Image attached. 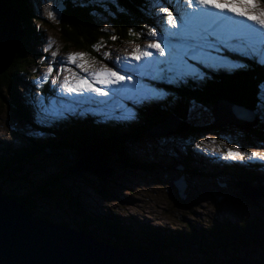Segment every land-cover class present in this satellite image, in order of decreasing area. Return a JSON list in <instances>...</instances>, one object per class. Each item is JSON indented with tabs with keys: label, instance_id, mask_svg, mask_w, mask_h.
I'll return each instance as SVG.
<instances>
[{
	"label": "rangeland",
	"instance_id": "1",
	"mask_svg": "<svg viewBox=\"0 0 264 264\" xmlns=\"http://www.w3.org/2000/svg\"><path fill=\"white\" fill-rule=\"evenodd\" d=\"M66 1L27 2L34 17L30 19V26L37 39L32 35L28 46L21 47V56L27 62V67L25 73L18 74L17 93L18 100L28 110L31 120L28 122L11 109L5 101L9 99L8 94L3 90L5 100L0 97V157L30 147L32 140L49 142L52 135L41 132L39 127L48 128L54 120H64L68 116L79 119L87 116L91 121L103 124H136L141 122L139 109L147 104L167 102L168 109H172L173 95L167 87H189L191 80L201 84L213 75L232 73L245 66L240 57L230 61L228 53L236 57L239 54L255 57L264 64V55L259 51L253 54L246 40L230 38L225 27L217 29L219 39L210 36L207 44L195 54L188 51L185 55L180 38L170 37L178 53L177 61L170 64L167 55L160 56L155 49L147 47L151 43H161V47H164L161 37L165 34V28L177 31L170 28L167 14L160 11L161 7L168 8L167 1L163 0L147 1L151 4V15L155 17L158 28L154 31L141 30L137 43L133 39H114L110 7L118 8L117 2L100 0V8L107 13L97 12L95 17L111 40L105 41L94 55H90L66 44L60 37L57 10ZM70 1L82 4L85 0ZM259 6L264 8L262 2ZM49 11L53 12L55 19L48 18ZM178 11L191 12L193 8L181 2L178 10L172 12L179 26ZM150 32H155L156 36ZM139 51L153 52V56L141 57L137 61L134 57ZM53 52H56L55 57L52 56ZM69 53H83L84 56L77 58L75 63H69L66 60ZM154 60L164 63L150 65L149 62ZM49 67L52 72L45 80L43 77ZM137 68L139 71L135 70ZM107 69L119 71L120 75H131L132 80L112 85L93 82L94 73ZM65 77L69 82L84 78L108 95L100 96L90 91L64 93L59 84ZM40 97L44 98L43 108ZM260 99L257 116L260 119L259 126H264V85ZM188 123L200 131L168 137H154L146 133L136 142L125 143L127 161L119 154L108 157V167L113 170L111 176L100 178L92 172L72 174L71 169L86 154L78 157L67 151L47 149L31 161L5 173L0 180V188L7 195L30 198L40 218H48L58 224L66 223L77 230L83 218L81 211L94 217L115 216L135 228L143 226L170 232H185L225 221L239 223L246 217L257 215L264 207V198L258 203L244 198L238 188L237 178L229 175V170L237 165L264 174V161L247 158L251 152H264V139L236 127L216 128L212 109L198 104L192 107ZM259 126L258 129H261ZM201 141L204 143L201 144ZM237 149L245 153V158H223L227 151ZM187 162L200 172L186 171L188 188L186 200H182L174 182L181 179L184 172L180 169L185 168ZM50 179L60 180L63 190L48 187L52 182ZM254 186H264V183H254ZM102 190L105 195L101 193ZM167 254L178 261L203 264V254L197 248L173 249ZM259 254L263 255L262 249L256 247L237 252L238 257H246L247 261L258 260ZM214 258L219 260L222 255L216 253Z\"/></svg>",
	"mask_w": 264,
	"mask_h": 264
},
{
	"label": "trees",
	"instance_id": "2",
	"mask_svg": "<svg viewBox=\"0 0 264 264\" xmlns=\"http://www.w3.org/2000/svg\"><path fill=\"white\" fill-rule=\"evenodd\" d=\"M21 16L22 25L25 29V39L22 47L29 44V38L34 36V30L30 26V19L34 18L32 11L27 5L29 0H8ZM100 0H85L75 4L70 0L62 6L65 8L59 21V33L61 39L68 45L94 55L97 48L104 45L105 41L111 40V36L99 25L95 14L107 12L100 8ZM148 0H116L118 8L111 6L112 29L115 40H134L137 43L141 30L154 31L158 28L156 19L151 15V4ZM167 1L169 11L178 10L176 0ZM264 6V0H261ZM120 11H119V10ZM36 39V36H34ZM31 39V38H30ZM231 61L243 59L244 65L232 73L213 75L203 83L198 84L191 80L189 87H167L172 93V109H168L167 102L163 104H147L138 111L141 122L130 123H95L87 116L72 117L64 120H54L48 128L39 127L41 132L52 135L49 142L32 140L30 147L18 149L6 157H0V180L10 170L20 167L24 162H29L47 149L52 151H67L78 157L83 156L84 149L90 145H97L108 157L112 154L123 155L126 159L125 143L136 142L146 133L164 123L173 113L188 122V117L194 105H202L211 108L220 100L244 106L253 110L256 114L260 104L262 87L264 85V64L255 57L245 55L228 54ZM240 57V58H238ZM27 62L23 60L19 52L13 66L0 77V97L5 100L3 90L8 94L7 104L21 117L29 122L31 117L28 110L18 100L17 85L19 73H25ZM100 122V121H98ZM255 133L249 134L264 139V126H259ZM214 129V126H212ZM200 131L192 126L190 134ZM190 163V161H188ZM185 164L187 172L199 173L200 170L193 168L189 163ZM138 166H141L138 164ZM228 172H224V174ZM229 175L238 180H248L256 184L264 183V174H258L253 168L244 169L235 165L230 168ZM52 180V179H50ZM60 181V180H59ZM53 179L48 187L60 191V183ZM1 189V188H0ZM103 195L104 192H101ZM13 200L25 202L26 207L32 214H36V205L27 197H15ZM70 198V197H69ZM81 211V210H80ZM83 215L80 229L86 230L97 238L119 247H143L154 249L166 264H190L178 261L167 251L179 250L180 248L196 249L203 254V264H240L247 261L246 257H238L237 252L241 249L256 247L262 249L263 255L259 254L258 262H264V207L257 215L244 218L239 223L220 222L212 226L189 229L188 231H166L151 227L127 225L115 216H89ZM39 217V216H38ZM46 220H49L46 218ZM60 225H67L60 223ZM190 228V227H189ZM219 253L222 258L216 259L214 255Z\"/></svg>",
	"mask_w": 264,
	"mask_h": 264
},
{
	"label": "water",
	"instance_id": "3",
	"mask_svg": "<svg viewBox=\"0 0 264 264\" xmlns=\"http://www.w3.org/2000/svg\"><path fill=\"white\" fill-rule=\"evenodd\" d=\"M64 7L57 13L62 16ZM25 37L20 13L8 0H0V77L14 64ZM215 127H236L249 134L260 125L257 114L244 106L228 100H220L212 107ZM192 125L171 114L162 125L148 135L168 137L190 133ZM84 159L71 169L72 174L92 172L103 178L111 176L108 155L97 145L84 149ZM93 158L90 161L88 159ZM184 174L174 182L182 200H186L188 180ZM238 188L247 200L258 203L264 198V186H254L246 180H238ZM0 264H166L154 249L143 247H119L95 238L87 231L59 225L40 218L26 207V203L13 200L0 190ZM240 264H264L245 261Z\"/></svg>",
	"mask_w": 264,
	"mask_h": 264
},
{
	"label": "snow or ice",
	"instance_id": "4",
	"mask_svg": "<svg viewBox=\"0 0 264 264\" xmlns=\"http://www.w3.org/2000/svg\"><path fill=\"white\" fill-rule=\"evenodd\" d=\"M181 2L186 4L189 8H193V11H178V18L180 21L178 26L177 17H174L167 7H161L160 11L167 14V24L170 28L177 29V31L172 32L167 28L164 29L165 34L161 37L164 47H161V43H151L147 46L148 48L155 49L160 56L167 55L170 58L168 61L170 64L175 63L178 58V53L176 51L177 46L171 42L169 39L170 37L180 38L183 42L185 55H187L188 51L195 54L207 44L210 36H217L219 39L217 29L222 27L227 28L230 33V38L246 40L247 46L251 49L253 54L259 51L261 55H264V8L259 6L261 0H176L177 7H179ZM237 17L239 19H236ZM48 18L55 19L52 11L48 12ZM150 34L156 36L155 32H150ZM165 49H167V52ZM52 56L55 57L56 52H53ZM83 56V53H69L66 60L69 63H75L77 58H83ZM152 56L153 52L139 51V54L136 55L134 59L138 61L141 57L147 58ZM118 62L119 58H117V63ZM162 63H164V61L154 60L149 62L150 65ZM77 67H82V65H77ZM135 70L139 71V68ZM51 72L52 68L49 67L43 79L47 80ZM126 80L131 81L132 76L120 75L119 71H112L111 69L93 74V82L99 84H122ZM93 82L84 78L69 82L68 78L65 77L64 81L59 84V88L64 93L68 94H79L90 91L100 96L108 95L102 88L94 87ZM53 83H55V81H53ZM43 99V97L39 98L41 108H43ZM203 143L204 142L201 141V144ZM223 158H245V153L239 151V149L235 151L229 150L224 154ZM247 158H255L264 161V152H251L248 154Z\"/></svg>",
	"mask_w": 264,
	"mask_h": 264
},
{
	"label": "bare ground",
	"instance_id": "5",
	"mask_svg": "<svg viewBox=\"0 0 264 264\" xmlns=\"http://www.w3.org/2000/svg\"><path fill=\"white\" fill-rule=\"evenodd\" d=\"M36 39H37V37H36ZM1 190V189H0ZM58 224V223H57ZM60 225V224H59ZM67 226H69L68 224H67ZM71 227V226H70ZM81 231H86V230H83V229H81ZM88 232V231H87ZM90 233V232H89ZM91 234V233H90ZM93 235V234H92ZM95 238H97L95 235H93ZM97 239H100V238H97ZM115 247H116V245H114Z\"/></svg>",
	"mask_w": 264,
	"mask_h": 264
}]
</instances>
